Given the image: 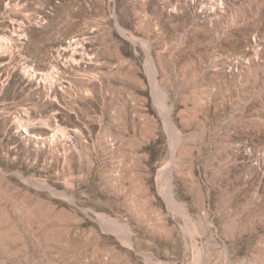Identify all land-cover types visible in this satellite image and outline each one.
<instances>
[{
	"label": "rangeland",
	"instance_id": "rangeland-1",
	"mask_svg": "<svg viewBox=\"0 0 264 264\" xmlns=\"http://www.w3.org/2000/svg\"><path fill=\"white\" fill-rule=\"evenodd\" d=\"M0 264H264V0H0Z\"/></svg>",
	"mask_w": 264,
	"mask_h": 264
}]
</instances>
